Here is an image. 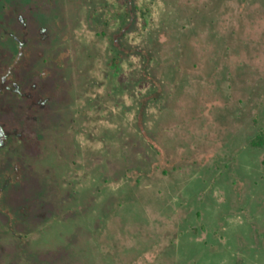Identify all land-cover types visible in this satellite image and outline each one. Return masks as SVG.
Instances as JSON below:
<instances>
[{"label":"rangeland","instance_id":"rangeland-1","mask_svg":"<svg viewBox=\"0 0 264 264\" xmlns=\"http://www.w3.org/2000/svg\"><path fill=\"white\" fill-rule=\"evenodd\" d=\"M264 0H0V264H264Z\"/></svg>","mask_w":264,"mask_h":264},{"label":"trees","instance_id":"trees-1","mask_svg":"<svg viewBox=\"0 0 264 264\" xmlns=\"http://www.w3.org/2000/svg\"><path fill=\"white\" fill-rule=\"evenodd\" d=\"M264 141V135H258L254 139L251 140V144L253 146H260L263 144Z\"/></svg>","mask_w":264,"mask_h":264}]
</instances>
